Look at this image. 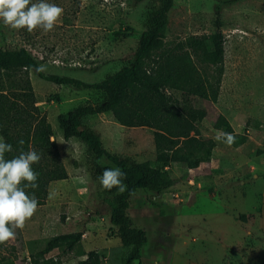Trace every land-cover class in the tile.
Segmentation results:
<instances>
[{
  "label": "rangeland",
  "instance_id": "1",
  "mask_svg": "<svg viewBox=\"0 0 264 264\" xmlns=\"http://www.w3.org/2000/svg\"><path fill=\"white\" fill-rule=\"evenodd\" d=\"M149 1L48 0L63 9L54 30L46 34L39 29L28 33L26 30L6 27L0 21V49L24 48L37 61L38 66H46V71L42 72L45 76L57 75L88 84L98 83L131 62L143 31V18ZM217 19L224 36L219 96L215 103H199L206 111V117L199 125L201 135L205 140H213L215 143L209 164L222 169L217 174H212V171L210 177L215 182H223L224 178L227 182L228 174L225 170L230 172L227 169L229 164L225 163L228 145L216 139L223 132L212 128L216 118L221 115L232 124L233 131L244 138L243 144L246 145L238 160L250 159L249 163L257 168L255 174L258 178L252 180L250 174L245 176L248 181L245 199L235 191L231 193L227 190L224 193L218 184H205L204 190L217 188L221 197L216 193L210 198L204 191L194 202L179 205L177 213L164 209L163 216L159 217L162 218L159 222L160 233L164 236L169 227L174 226V235L186 233L189 239H196V244L202 243L205 235L209 242L225 244V258L237 246L250 245L256 248L249 251L251 254L246 256V264H264V217L262 231L248 237L238 223H232L230 217L223 215L225 212L227 215H237L241 211L256 208L261 209L264 216V0H174L168 15L165 46H172L191 35L211 34ZM22 72L30 80L36 106L51 125V140L57 146L67 179L49 183L44 204L38 206L22 230H16L14 239L0 244V264H30L28 258L40 252L48 239L76 232L83 234L82 249L85 252H98L102 257L101 264H123L126 249L102 248L101 245L103 239L106 240L112 234L106 231L110 224L105 213L101 187L86 169L87 148L77 138L65 141L57 120L59 115L80 105H95L100 100V94L92 90L52 84L40 79L33 70ZM3 85L7 86V83L0 80V86ZM166 94L179 96L172 91H166ZM83 126L98 134L103 148L120 159L137 163L155 161L152 134L146 128L122 127L114 121L111 113L87 117ZM100 163L108 164L104 159ZM162 173L164 177L177 179L185 176L179 167L172 171L163 170ZM235 177L245 179L240 173ZM233 188L241 191L233 185L227 189L233 192ZM180 190L185 191L182 188ZM258 192L261 195L260 201L255 196ZM235 194L238 196L233 198ZM144 195L151 200L152 195L137 191L132 201L138 199V203ZM168 198H172L171 195ZM180 198L184 196L181 194ZM154 209L148 205L141 221L145 226L140 224L141 228H150L147 229L148 246L142 251L143 258L148 261L153 247L155 250L157 244H162L159 243L162 237L153 239L159 227L154 220ZM131 210L133 217L136 210ZM133 222L137 223L135 219ZM46 257L55 264H78L85 259L73 253L62 254L61 250H53ZM37 260L42 264L40 258ZM169 264H181V261H175L174 258ZM209 264L222 263L215 259Z\"/></svg>",
  "mask_w": 264,
  "mask_h": 264
},
{
  "label": "trees",
  "instance_id": "2",
  "mask_svg": "<svg viewBox=\"0 0 264 264\" xmlns=\"http://www.w3.org/2000/svg\"><path fill=\"white\" fill-rule=\"evenodd\" d=\"M174 0H150L143 18V31L139 36L133 58L128 65L106 76L100 82L88 84L80 80L57 75L45 76L36 72L37 61L24 48L0 49V136L13 146L6 153L11 159L18 155L24 140L23 150L34 149L41 159L33 168L38 172V188L28 189L35 194L38 206L45 202L49 183L67 179L54 141L53 130L36 106L30 80L22 71L33 70L47 82L74 89L92 90L100 94L95 105L84 104L57 117L65 141L79 139L87 148L86 169L96 181L103 170L119 167L126 174L127 191L118 194L117 189L104 190L103 203L110 231L119 238L126 249L123 264L140 261L142 246L146 243L145 232L131 224L128 216L130 199L137 191L153 196L171 192L175 181L164 177L165 167L195 169L209 162L215 147L213 140H205L200 123L206 111L199 103H215L219 96L223 74L224 36L219 20H215L211 34L191 35L172 46H165L168 15ZM166 91L177 92L178 97ZM111 113L114 121L125 128H146L153 138L155 161L131 162L106 151L101 139L91 129L83 126L85 118ZM212 128L231 133L236 139L231 146L244 143V138L234 134L229 122L219 115ZM104 159L108 164L100 163ZM165 171V170H164ZM155 209L160 203L147 199ZM161 210V209H160ZM162 215L163 213L160 212ZM82 233L76 232L51 237L44 248L29 258L30 264H55L48 255L53 250L62 254L73 253L85 257L78 264H101L96 251L85 252L81 247Z\"/></svg>",
  "mask_w": 264,
  "mask_h": 264
},
{
  "label": "crops",
  "instance_id": "3",
  "mask_svg": "<svg viewBox=\"0 0 264 264\" xmlns=\"http://www.w3.org/2000/svg\"><path fill=\"white\" fill-rule=\"evenodd\" d=\"M229 124L232 127V124L230 122ZM234 134L238 135L236 131L234 132ZM247 143H249V140L247 141ZM244 145H246V143L243 145L237 146V148L226 146L227 148L225 150V163L229 164L228 168L227 167L226 168L230 169V172H226L225 170L226 175L228 174L227 182L225 178L223 182L222 181L215 182L216 180L212 181L210 175L217 174V171H222V169L214 168L213 166H211V164H209V162H207L204 164H200L195 169L185 170V169L179 168L180 170L183 171V174H185V176L179 177V179L172 177V179L175 181L173 190L171 192L164 193L161 196L152 195L151 200L157 201L158 203H160V208L153 210L155 212L154 220L157 221V224L159 225V227L156 228L157 229L156 235L153 234V239L155 240L157 237H162L161 239H159V243H162L163 245L157 244V247H156L155 242H154L156 251L154 250V247H153L151 251V255H150L151 258L149 259V261L148 259L143 258L142 251L148 246L149 235H148L147 229L150 230V228L149 226H146L143 228L140 227V224L145 226V224L141 223V221L144 219V215H145L144 213L147 211V207L149 205V203L148 204L146 203L147 195L140 197L141 199L139 200L138 203H137L138 199L134 202L132 201L133 197L130 199L128 216L131 220V224L134 227L141 228L145 232L146 239H147L146 243L141 248L140 261L139 263L136 262L137 264H145V262H147V264H166L167 261L171 263L174 258H175V261L177 259H180L181 264H209L215 259H217V261L221 262L222 264H225V261H229L227 262V264H235V262L237 264H246V260H245L246 256L250 255L251 252L249 251H251V249L255 250L256 247H253L250 245H245L242 247L237 246L236 249L232 250V253H228V255L230 256L228 258L226 256L225 258V249H226L225 244L223 243L215 244L212 241L209 242L206 239L205 235L203 236V239H202V241L203 240L204 241L200 244H196V239L195 238L189 239L186 233L181 232L180 234L174 235V231H173L174 226L171 228L169 227L168 232L164 233V236H161L160 223H159L160 220L162 219L159 217L163 216L160 214V212H162L164 209L166 211L169 210L171 212L173 211L177 213L180 206L194 202L198 198L199 195L201 196L203 195L204 191L208 193L207 195L210 198H213L216 193L220 194L217 188L212 191L210 190L211 188L204 190L205 184L210 183V182H212L213 184H218V187L221 186V191H223L224 193L227 190L228 191L230 190L231 193H234L235 191V193L240 195L239 197H241L242 199H245L246 197L245 186H246V182L248 183L245 176L250 174V177L252 178V180L257 179L258 176L255 174V172L257 171V168H255L254 165L249 163L250 159L248 161L238 160L239 158H241L239 157V155ZM213 154L214 152H212L211 157H210L211 160L209 161H212ZM248 163L250 166L248 165ZM168 169L172 171L173 169H175V166L174 167L167 166L164 168L165 171H167ZM237 173H240L242 176H244L243 178L245 179L241 180L242 179L241 178L239 180L238 177H235ZM182 185H185V187H182ZM232 185L235 187L238 186L241 191H239L238 189L235 190L233 188V192H232L231 189H227L228 187L231 188ZM225 186H228V187L225 188ZM178 188L185 189V191H181ZM181 194L184 196V198L178 199L179 195ZM169 195H171L172 198L177 199V200L168 198ZM238 195L235 194L233 198ZM256 195L260 201L261 200L260 193L258 192L255 194V196ZM220 197H221V194H220ZM175 201L178 203L176 204ZM132 208L136 210L133 213V217L131 214ZM223 215H225L226 217H230L232 219V223L234 224L238 223L240 227H242V229L245 230L246 235L248 237L252 236L253 233H259L260 231H262V227H263L262 217L264 216L262 215L261 209H256V208L247 209V210L241 211L240 214H237V215H227V213L225 212ZM133 219H135L137 223H134ZM258 223H259V227L257 226ZM106 229H107L106 231L108 230L111 231L113 227L110 225ZM175 240H176V243H175ZM101 245H102V248L109 247L110 249L112 247H116L117 249L118 248L122 249L121 242L119 238L115 236V234H113L111 237H107L106 240L103 239ZM81 258H85V257H81ZM100 261H102L101 256H100Z\"/></svg>",
  "mask_w": 264,
  "mask_h": 264
},
{
  "label": "clouds",
  "instance_id": "4",
  "mask_svg": "<svg viewBox=\"0 0 264 264\" xmlns=\"http://www.w3.org/2000/svg\"><path fill=\"white\" fill-rule=\"evenodd\" d=\"M62 13L61 7L48 0H0V21L13 30L32 33L39 29L46 34L54 30ZM35 71L44 72L46 66L41 64ZM216 139L231 146L236 137L222 133ZM18 144L21 146L18 155L7 159L6 153L12 152L13 146L0 138V244L14 239L16 230H22L38 209L39 202L34 192L30 195L27 190L39 186V174L33 165L39 163L41 156L34 149L24 151V140H19ZM125 179L126 174L119 167L105 169L98 177L104 190L115 188L118 194L127 191Z\"/></svg>",
  "mask_w": 264,
  "mask_h": 264
},
{
  "label": "built area",
  "instance_id": "5",
  "mask_svg": "<svg viewBox=\"0 0 264 264\" xmlns=\"http://www.w3.org/2000/svg\"><path fill=\"white\" fill-rule=\"evenodd\" d=\"M28 260H29V258H28Z\"/></svg>",
  "mask_w": 264,
  "mask_h": 264
}]
</instances>
